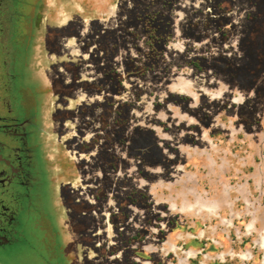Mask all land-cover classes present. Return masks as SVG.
<instances>
[{
    "label": "rangeland",
    "instance_id": "374dc122",
    "mask_svg": "<svg viewBox=\"0 0 264 264\" xmlns=\"http://www.w3.org/2000/svg\"><path fill=\"white\" fill-rule=\"evenodd\" d=\"M7 3L0 97L26 86L51 160L80 129L59 264H264V0ZM20 230L0 264H48Z\"/></svg>",
    "mask_w": 264,
    "mask_h": 264
},
{
    "label": "flooded vegetation",
    "instance_id": "af4514ba",
    "mask_svg": "<svg viewBox=\"0 0 264 264\" xmlns=\"http://www.w3.org/2000/svg\"><path fill=\"white\" fill-rule=\"evenodd\" d=\"M8 1L0 0V45L6 39L4 25L7 22L8 13L10 14ZM29 5L28 3V8ZM31 6L36 7L38 3H31ZM28 12L29 10L22 12L23 22H26L29 17ZM35 17L37 14H34ZM26 44L22 46L23 52ZM21 71L19 68L17 73L19 83L22 79ZM19 87L22 99L25 100L23 92L27 91L26 86L19 85ZM0 99L2 100L0 102V249L12 248L23 242V239H19L20 227L23 223L33 222L39 236L36 241H41L38 247L43 248L42 255H38L36 260L48 264L62 263L65 259V244L61 239V225L57 222L56 204L59 205V202L54 204L56 194L54 186L57 179L58 195L60 193L63 198V190L66 186L68 187L70 180H75L76 176L79 179L80 173L83 172L82 161H71L68 158L70 155L64 154L65 149L71 150L68 148L71 146V148H77L76 154L79 155L81 145L76 142V136L79 135L80 130H78L79 124L75 126L76 135L69 138L70 140L60 142L56 158L53 159L58 172L56 176H51L53 160L50 159L48 143L43 135L47 124L39 120L40 112L31 102L23 100L15 111L10 108L4 98L0 97ZM67 117L69 116L64 113L59 115L58 134L61 136L67 131V128H64L67 126L65 123ZM40 118L42 119V116ZM94 140L95 136L87 145H83L91 148ZM71 198L72 207L79 210L82 207V199ZM71 198L67 195L64 202L71 203Z\"/></svg>",
    "mask_w": 264,
    "mask_h": 264
}]
</instances>
